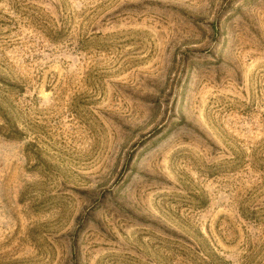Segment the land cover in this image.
I'll list each match as a JSON object with an SVG mask.
<instances>
[{"label":"rangeland","instance_id":"374dc122","mask_svg":"<svg viewBox=\"0 0 264 264\" xmlns=\"http://www.w3.org/2000/svg\"><path fill=\"white\" fill-rule=\"evenodd\" d=\"M0 264H264V0H0Z\"/></svg>","mask_w":264,"mask_h":264}]
</instances>
